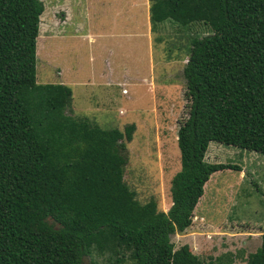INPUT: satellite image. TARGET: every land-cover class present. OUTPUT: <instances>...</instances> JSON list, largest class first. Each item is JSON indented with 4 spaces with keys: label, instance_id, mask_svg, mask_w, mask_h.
<instances>
[{
    "label": "trees",
    "instance_id": "16d2710c",
    "mask_svg": "<svg viewBox=\"0 0 264 264\" xmlns=\"http://www.w3.org/2000/svg\"><path fill=\"white\" fill-rule=\"evenodd\" d=\"M152 31L171 21L210 34L189 41L182 75L187 118L172 205L158 209L125 180L135 125L105 129L68 114L72 90L38 84L36 44L44 4L0 0V264H84L125 255L132 264L202 261L171 238L192 225L211 176L241 168L206 160L209 144L264 155V0H148ZM246 264H264V234Z\"/></svg>",
    "mask_w": 264,
    "mask_h": 264
},
{
    "label": "rangeland",
    "instance_id": "374dc122",
    "mask_svg": "<svg viewBox=\"0 0 264 264\" xmlns=\"http://www.w3.org/2000/svg\"><path fill=\"white\" fill-rule=\"evenodd\" d=\"M36 44L38 84H65L72 90L68 114L84 116L105 129L134 124L127 143L125 180L142 202L172 205V177L180 170L177 132L187 118L182 75L189 41L210 34L198 23L166 21L152 31L148 0H40ZM65 13V14H64ZM66 30L56 36L57 26ZM210 163L236 165L205 185L192 225L172 236L175 248L189 245L202 261L225 253L246 264L264 234V155L211 142ZM85 258L84 264H91ZM95 264H118L116 257H93ZM120 264H132L125 255Z\"/></svg>",
    "mask_w": 264,
    "mask_h": 264
},
{
    "label": "crops",
    "instance_id": "0c3cea01",
    "mask_svg": "<svg viewBox=\"0 0 264 264\" xmlns=\"http://www.w3.org/2000/svg\"><path fill=\"white\" fill-rule=\"evenodd\" d=\"M65 14V13H64ZM66 22H67V18H66V15H65V18H64V21L61 23V24H59L58 26H57V33L53 36V37H56V36H60V37H63V34H65L66 33V30L65 29H63L62 28V26L64 25V24H66ZM63 85H65V84H63ZM68 86V85H67Z\"/></svg>",
    "mask_w": 264,
    "mask_h": 264
}]
</instances>
